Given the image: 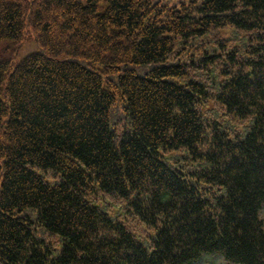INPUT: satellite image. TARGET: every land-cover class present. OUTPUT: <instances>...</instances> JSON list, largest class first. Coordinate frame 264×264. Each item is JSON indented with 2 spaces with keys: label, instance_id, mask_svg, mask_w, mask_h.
<instances>
[{
  "label": "trees",
  "instance_id": "trees-1",
  "mask_svg": "<svg viewBox=\"0 0 264 264\" xmlns=\"http://www.w3.org/2000/svg\"><path fill=\"white\" fill-rule=\"evenodd\" d=\"M263 207L264 0H0V264H264Z\"/></svg>",
  "mask_w": 264,
  "mask_h": 264
},
{
  "label": "rangeland",
  "instance_id": "rangeland-1",
  "mask_svg": "<svg viewBox=\"0 0 264 264\" xmlns=\"http://www.w3.org/2000/svg\"><path fill=\"white\" fill-rule=\"evenodd\" d=\"M38 47H36L35 43L33 41H31L30 43H28L24 50L21 52L20 54V59L26 57V55L31 54V53H36L38 51ZM260 217L264 222V207L262 208V210L260 211ZM213 257V258H211ZM206 258V259H204ZM204 258L201 259V261L198 264H230L227 261H225L223 259L222 256H205ZM219 258V259H218ZM234 264V263H233Z\"/></svg>",
  "mask_w": 264,
  "mask_h": 264
}]
</instances>
